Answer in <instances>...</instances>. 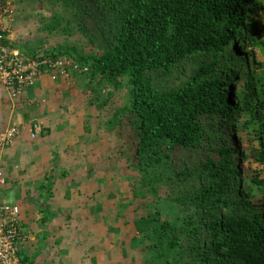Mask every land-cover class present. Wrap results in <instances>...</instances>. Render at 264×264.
<instances>
[{"label": "trees", "instance_id": "obj_1", "mask_svg": "<svg viewBox=\"0 0 264 264\" xmlns=\"http://www.w3.org/2000/svg\"><path fill=\"white\" fill-rule=\"evenodd\" d=\"M6 1L61 36L26 56L89 80L85 128L143 200L137 264H264V0Z\"/></svg>", "mask_w": 264, "mask_h": 264}, {"label": "crops", "instance_id": "obj_2", "mask_svg": "<svg viewBox=\"0 0 264 264\" xmlns=\"http://www.w3.org/2000/svg\"><path fill=\"white\" fill-rule=\"evenodd\" d=\"M21 35L13 25L10 45L20 52L34 49ZM74 86L72 76L54 78L50 71L15 98L0 85V132L23 126L4 151L0 175L7 183L0 190L18 198L30 232L25 264H120L113 230L103 234L112 216L104 217L102 146L85 128L86 104L78 102ZM36 121L43 130L33 138Z\"/></svg>", "mask_w": 264, "mask_h": 264}, {"label": "built area", "instance_id": "obj_3", "mask_svg": "<svg viewBox=\"0 0 264 264\" xmlns=\"http://www.w3.org/2000/svg\"><path fill=\"white\" fill-rule=\"evenodd\" d=\"M13 20L14 5L0 0V85L7 88L12 97H18L26 88L35 86L47 71L54 78H68L70 71L76 70L77 66L72 67V61L66 57L52 62L42 56L30 58L11 48L5 41L9 38ZM22 130L21 123H14L0 132V166L5 149L14 143ZM42 130V124L34 122L31 136L35 138ZM6 183V178L0 175V186ZM29 238L21 206L13 200L2 199L0 194V264H24L22 250Z\"/></svg>", "mask_w": 264, "mask_h": 264}, {"label": "rangeland", "instance_id": "obj_4", "mask_svg": "<svg viewBox=\"0 0 264 264\" xmlns=\"http://www.w3.org/2000/svg\"><path fill=\"white\" fill-rule=\"evenodd\" d=\"M29 12H32L31 7H25L24 9L21 10V12L20 11L16 12L15 21L12 22V24H14V29L18 31L19 30L22 31V35H21L22 39L30 41V43L28 44L37 48L39 52L43 51L42 50L43 47L46 48L47 46L55 45L58 42V40L61 39V36H56L54 39H51L47 43H43L40 39L44 37L43 34H45V32L39 29L40 26H39V22L36 21L37 18L26 17V13ZM72 40H74L75 42H81V43L83 42L82 46L85 48L86 51L97 50V42L95 41L93 42V40L91 41L89 39H86L81 34L73 36ZM24 48L27 49V47ZM233 48L234 46H231V49ZM21 49H23V47ZM260 58L262 59V62H264V56L262 54ZM181 75L182 78H185V75L183 74ZM73 76H72V83L76 85L74 87L79 89V91L77 92L79 99H77L75 94L73 95L74 97H76L75 100L77 99L78 102H80L81 104L84 103L86 104L85 107L88 114L97 113L96 115L99 116L100 110L97 108V106L89 104L88 100L90 99V96H92L89 95L90 91L86 90L87 93H85L86 91L83 89L84 88L83 84L88 83L89 80L87 78L82 80L81 78H75ZM107 91L108 89L103 91V93ZM114 92L116 95L120 94L118 90H115ZM240 135L243 136L242 132H240ZM110 142L111 140L109 139V137H105L104 134H101L100 143L102 146V152L105 151L104 148L108 146V143L110 144ZM101 157H102L101 166H102V180H103L102 187L104 194L103 198H104V213H105L104 217L109 219V217L112 216V219H110L111 224L110 225L104 224L103 234H105L108 230L110 231V229L113 230V236H112L113 244L114 245L116 244L115 248L118 250V253L115 254L118 256L120 264L140 263L142 260L141 259L142 252H140L139 249L133 247V244H135V241L137 239L134 220L142 215V211L138 210L137 206L143 200H141L140 198H136L132 195L131 190L133 187V182L131 180L128 181L126 180L127 175L124 176L122 175V173H119L114 168L115 166L114 163L104 160L103 155H101ZM0 193L2 199L13 200L14 202H16L18 199L15 196V194H11L10 191L4 192L3 190H0ZM115 229L117 230L115 231ZM104 237H106V235H104Z\"/></svg>", "mask_w": 264, "mask_h": 264}, {"label": "bare ground", "instance_id": "obj_5", "mask_svg": "<svg viewBox=\"0 0 264 264\" xmlns=\"http://www.w3.org/2000/svg\"><path fill=\"white\" fill-rule=\"evenodd\" d=\"M237 40V39H236ZM234 97V96H233Z\"/></svg>", "mask_w": 264, "mask_h": 264}]
</instances>
